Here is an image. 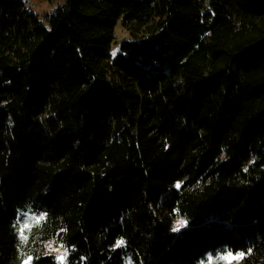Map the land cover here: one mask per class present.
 <instances>
[{
  "label": "trees",
  "instance_id": "16d2710c",
  "mask_svg": "<svg viewBox=\"0 0 264 264\" xmlns=\"http://www.w3.org/2000/svg\"><path fill=\"white\" fill-rule=\"evenodd\" d=\"M63 1L0 0V264L22 213L65 264H264V0Z\"/></svg>",
  "mask_w": 264,
  "mask_h": 264
},
{
  "label": "rangeland",
  "instance_id": "374dc122",
  "mask_svg": "<svg viewBox=\"0 0 264 264\" xmlns=\"http://www.w3.org/2000/svg\"><path fill=\"white\" fill-rule=\"evenodd\" d=\"M30 11L36 13L43 25H48V20L45 15L54 14L63 4V0H22ZM114 42L111 46L113 55L120 50V43L123 40L130 39V35L119 21L114 32ZM20 216V215H19ZM22 216V217H21ZM19 221L20 231V259L18 264H32L34 255H29L31 250L36 249L37 254H51L55 257L56 264H65L68 257V249L63 245L56 244L53 240L42 241L35 234V227L40 222L41 218L25 213L21 215ZM186 225V220L179 217L175 221L174 230H179ZM245 252H233L227 249L217 252L208 253L203 258L200 264H240L244 258Z\"/></svg>",
  "mask_w": 264,
  "mask_h": 264
}]
</instances>
